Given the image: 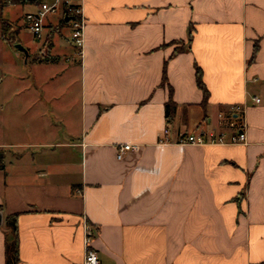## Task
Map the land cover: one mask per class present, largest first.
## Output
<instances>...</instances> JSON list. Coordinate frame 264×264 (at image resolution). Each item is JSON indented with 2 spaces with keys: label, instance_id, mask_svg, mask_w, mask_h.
Returning <instances> with one entry per match:
<instances>
[{
  "label": "crops",
  "instance_id": "crops-1",
  "mask_svg": "<svg viewBox=\"0 0 264 264\" xmlns=\"http://www.w3.org/2000/svg\"><path fill=\"white\" fill-rule=\"evenodd\" d=\"M81 5L78 57L71 38L54 41L59 14L39 39L50 38L46 64H61L63 87L12 94L13 127L32 110L58 115L60 132L52 117L38 139L0 135V264H14L5 250L13 215L16 264H83L87 232L100 264H264V0ZM235 104L244 143L175 142L188 129L224 130L219 113ZM123 143L139 148L118 158Z\"/></svg>",
  "mask_w": 264,
  "mask_h": 264
},
{
  "label": "rangeland",
  "instance_id": "rangeland-1",
  "mask_svg": "<svg viewBox=\"0 0 264 264\" xmlns=\"http://www.w3.org/2000/svg\"><path fill=\"white\" fill-rule=\"evenodd\" d=\"M34 8L35 6L30 5L28 1L13 3L12 0H0V32L2 23L4 24V37H1L0 33V108H2V111H0L2 112L0 113V135L3 134L2 138L4 140L38 139L39 133L48 131V124L45 121H49L52 117L56 119L53 118L50 122L53 125L50 124L49 126L52 130L60 132L58 115H40L32 110L30 113H20L16 126H12V112L17 107L12 98L14 92L43 93L45 91H58L64 85V81L59 77L58 68L61 64H46L50 61V56L48 54L44 55L50 53L48 51L50 50V38L46 37L44 40H38L37 42L24 24V14ZM56 19V16L51 14L47 16L46 21L48 25H52L56 22ZM54 30V27L46 28V31H50V33ZM70 34V25L64 22L60 27V32H56L54 35L55 43L57 42L58 45L64 48L68 43L66 39H70ZM15 43L22 44L28 50V55L16 49ZM66 48L68 50L69 46ZM63 55V53H60L61 62L64 61ZM78 55L77 53V57ZM31 56L35 59L38 58V60L45 56L48 60H44L43 63H34L31 61ZM35 96L34 99L38 100V94H35ZM39 100L44 101L45 98L40 97ZM54 120L55 122H53ZM188 132L196 131L195 129H188Z\"/></svg>",
  "mask_w": 264,
  "mask_h": 264
},
{
  "label": "built area",
  "instance_id": "built-area-1",
  "mask_svg": "<svg viewBox=\"0 0 264 264\" xmlns=\"http://www.w3.org/2000/svg\"><path fill=\"white\" fill-rule=\"evenodd\" d=\"M57 15L61 17L68 16L71 28L70 38L78 49H80L83 43V26H84V15L82 11L81 0H36L35 8L29 10L24 14L23 21L26 28L32 34L33 38L41 39L43 37V30L45 21L48 15ZM255 102H259V98L254 97ZM220 120L224 121L225 128L218 132L212 129H202L194 133H180L175 142L180 144H213V143H244V119L243 109L241 105H232L227 114L219 113ZM167 130L164 129L160 138L159 143L168 142ZM116 156L118 158L128 150H137L139 145L123 143L116 147ZM84 260L83 264H100L99 256L96 250L91 246V235L87 232L84 239Z\"/></svg>",
  "mask_w": 264,
  "mask_h": 264
},
{
  "label": "trees",
  "instance_id": "trees-1",
  "mask_svg": "<svg viewBox=\"0 0 264 264\" xmlns=\"http://www.w3.org/2000/svg\"><path fill=\"white\" fill-rule=\"evenodd\" d=\"M13 3L16 2H27V1H36V0H12ZM60 22L64 23V17L60 18ZM1 37H4V24L2 23V28H1ZM181 49V47H176L173 51V53L178 52ZM256 50V47L254 48V51ZM41 61L43 60H48L47 57L43 56L42 59H39ZM195 76H196V83L197 86L202 90V94H203V98H202V105L205 104L207 96H208V90L204 85V82L202 80V75H201V69L199 66H195ZM166 82V78H165V71H163V76H162V84H165ZM169 88V97L166 100V102L164 103V116L165 119L169 122L173 115H174V111H175V107L176 104L172 98V89L170 87ZM5 150L3 148L0 147V168L3 169L4 168V160H5ZM8 221L11 223V226L13 228V232H14V238L12 240L11 243H7L6 242V246H5V250H6V259L8 262L12 261V263L16 264V260H17V232H16V218L15 215L10 216L7 218Z\"/></svg>",
  "mask_w": 264,
  "mask_h": 264
},
{
  "label": "water",
  "instance_id": "water-1",
  "mask_svg": "<svg viewBox=\"0 0 264 264\" xmlns=\"http://www.w3.org/2000/svg\"><path fill=\"white\" fill-rule=\"evenodd\" d=\"M64 19H65V21H67L69 19V17L65 16ZM14 45H15L16 49L23 51L26 55L28 54L27 49L22 44L15 43Z\"/></svg>",
  "mask_w": 264,
  "mask_h": 264
}]
</instances>
